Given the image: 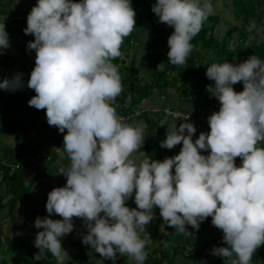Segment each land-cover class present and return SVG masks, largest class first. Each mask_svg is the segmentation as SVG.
Returning <instances> with one entry per match:
<instances>
[{"label": "clouds", "instance_id": "1", "mask_svg": "<svg viewBox=\"0 0 264 264\" xmlns=\"http://www.w3.org/2000/svg\"><path fill=\"white\" fill-rule=\"evenodd\" d=\"M151 10L159 23L174 28L168 63L184 65L192 39L214 12L211 0H157ZM136 16L132 0H38L27 17L23 31L35 37L27 49L36 52L27 83L36 95L28 104L46 109L49 126L62 134L67 130L62 151L70 161L59 170L65 186L48 193V216L35 219L33 226L43 229L35 236L40 249L35 260L46 249L57 264H64L68 253L61 240L74 231L73 218H81L87 229L82 243L103 259L116 264L119 254L144 264L152 240L147 226L158 207L168 227L189 236L193 233L187 226L198 232L212 217L227 246L214 247L211 254L225 264H251L256 249L264 245V147L257 146L264 141V61L255 54L244 62L207 67L206 77L215 83L206 90L219 101L218 112H184L174 104L169 112L154 111V98H143L120 116L113 105L123 91L122 78L112 60L136 29ZM255 27L252 21L249 30ZM9 47L3 23L0 54ZM164 65L158 64L156 71ZM23 75L3 79L0 89L20 90ZM240 82L244 90L237 93L233 85ZM176 111L195 116L199 124L187 122L190 117L185 122L174 118ZM145 114L180 122L167 128L160 143L169 150L182 143L178 155L161 162L140 151L145 142L141 124L148 126ZM202 122L210 132L193 141ZM137 150L145 157L139 163L131 158ZM201 150L210 153L205 156ZM237 157L242 166H236ZM134 192L137 208H129L126 202ZM53 214L62 219L53 220Z\"/></svg>", "mask_w": 264, "mask_h": 264}, {"label": "trees", "instance_id": "2", "mask_svg": "<svg viewBox=\"0 0 264 264\" xmlns=\"http://www.w3.org/2000/svg\"><path fill=\"white\" fill-rule=\"evenodd\" d=\"M10 1L0 0V24L5 23V30L12 37L22 40L19 50L29 55L35 54V50L29 51L27 44L34 41L33 35H26L24 29L27 27V17L33 8L31 5L14 10ZM80 2V0H73ZM157 0H132V6L137 13L136 29L139 31L138 41L133 36L124 38L120 49V56L112 60V63L119 67L122 78L123 91L116 98L114 107L118 115H123L128 109L136 106L143 98L170 97L168 89L174 90V108L184 112L198 113L192 107H188V100L203 97L204 103L215 112V106L220 105L219 101L208 92L207 86L213 85L206 77L207 67L212 63L223 62H244L251 55H257L264 61V42L257 44L250 42L249 36L255 28H247V24L252 23L256 17H264L263 0H232L231 11L236 19L243 21L241 29L238 31V38L234 41L235 47L230 48V43L234 39L233 33L228 30L225 34L217 36L221 23L220 15H210L204 22L201 31L192 39L193 50L189 54L186 63L182 66L168 63L167 53L168 39L174 32L173 27L158 22V17L152 12V4ZM224 9L228 8L224 4ZM228 12V9H227ZM21 18V19H19ZM140 22L145 26L140 28ZM148 31V32H146ZM24 39V40H23ZM147 39V40H146ZM149 46H145L147 42ZM141 42V43H140ZM135 47L145 51L140 62L133 56L131 60L122 57L123 52H129ZM16 63L9 53L2 50L0 54V75L3 79H12V66ZM165 63L163 71H156L157 65ZM145 67L142 71L141 68ZM22 80L24 87L15 92L0 89V214L7 209V217L13 218L19 206L24 205L32 196V188L39 178H45L51 170L36 175L30 181L27 180L26 170L28 167H38L33 159H48L47 164H53L61 156L57 154V149L63 148L64 135L59 129L49 126L43 117L44 110L30 107L28 101L36 95L35 91L27 87L31 72L23 71ZM239 84V85H238ZM233 85L238 93L244 90L243 82ZM213 94V95H212ZM211 106V108H210ZM202 112V111H200ZM204 113V112H202ZM145 114L148 126L157 130V136L146 138L144 149L149 159L163 161L165 158L174 157L172 150L161 148L160 143L166 138L167 128L173 124L179 125L177 120H171L164 125L161 123L162 116L151 118ZM150 130V129H149ZM193 141L198 139L201 132H210L209 124L202 122L197 128ZM13 139L15 145H4V140ZM158 139V140H157ZM180 145V151L182 148ZM258 147H264L261 141ZM139 152V150H137ZM136 151V152H137ZM141 151V150H140ZM209 151L201 150V154L207 156ZM144 159L145 157L142 156ZM242 158H236V166ZM8 198V199H7ZM7 199V200H6ZM147 226L151 234V243L146 245L145 251L147 259L144 264H189L179 262L178 255H182L190 260V264H225V259L211 254L214 247H226L223 244V232L212 225V217H208L200 226L197 232L190 225L188 231L192 236L181 234L174 228L168 227L172 233L160 232L159 216ZM4 217H0L1 221ZM76 219V218H73ZM84 225V223L82 222ZM25 226V225H24ZM23 226V227H24ZM23 227H16L14 233L3 237L0 231V264H57L56 258L48 250H43L41 259L35 260V255L40 249L35 247L34 240L36 233L43 229L33 228L28 235H22L20 230ZM83 232H87L86 227ZM68 241L62 238V247L68 243L71 249H76L77 253L65 264H86L90 246L82 243L81 235L75 237L68 234ZM86 235V233L84 234ZM143 238V234H141ZM169 243L170 248L165 244ZM219 243V245H218ZM131 257H123L117 254L116 264H129ZM104 264H112L111 260L105 259ZM251 264H264V249L257 248L252 256Z\"/></svg>", "mask_w": 264, "mask_h": 264}, {"label": "rangeland", "instance_id": "3", "mask_svg": "<svg viewBox=\"0 0 264 264\" xmlns=\"http://www.w3.org/2000/svg\"><path fill=\"white\" fill-rule=\"evenodd\" d=\"M37 3H38V0H11L10 1V4L13 6L14 10L17 8L19 9L22 8L23 5L24 6L31 5L34 7ZM211 3L213 4V7H214V12L212 15H220V18H221V23L218 28L219 32H217L216 35L220 36L221 34H225L228 30H230L234 36V39L230 43V48L233 49L235 47L234 41H236V38H238V31L241 29L243 21L240 19H236L234 17V14H232V11H231L232 0H211ZM224 4H227L228 8L224 9L223 8ZM263 4H264V0H263ZM227 9H228V12H227ZM254 20H257L256 23H258L259 26L253 30L248 40L250 42L256 41L257 44H260L264 42V17H259V18L256 17ZM139 25H140V28H143L145 32V26L141 22ZM250 25L251 23L247 24V28L250 29ZM129 36H133L138 41V38H139L138 29L134 30ZM9 38H10V47L8 49L3 50V52L9 53L12 59L16 62L14 63L11 69L13 76H15L18 73H23L25 69L28 72H31L35 67V58H36L35 54L29 55L27 53H24L22 50H19V46L20 44H22V40L16 37H12V35H9ZM146 42L147 44H145V46L141 44L139 45L147 48L150 44L148 41ZM144 54H145V51L143 49H138V47H135L134 50L132 49L129 52H123L122 57L126 58L128 61V60H131L133 56H135L140 62L141 58L144 57ZM1 68H2V65L0 64V69ZM141 70L144 71L145 67L144 68L142 67ZM2 81H3V78L0 75V82ZM235 91L238 93L237 90ZM168 93L170 97H168L167 100H164L161 97H154L153 101L157 103L156 105L153 106L154 111H160L161 109H165L166 112L170 111V108L174 104L175 94L172 88L168 89ZM204 101L205 99L203 97L194 98L193 100H188L187 105L190 108L194 107L196 110L202 111L204 113L210 112V109L204 103ZM147 102H150V101H147ZM220 107L221 105H218L216 107L215 112H218ZM43 117L47 122L46 112H43ZM161 123L162 124L165 123L164 118L162 119ZM141 127H143L144 129L145 139L146 138L148 139L150 137L153 138L155 137V135L157 136L156 129L151 128L144 123L141 124ZM4 145H11L10 147H12L15 145V143L13 139H7V140H4ZM180 145H177L175 146V148L171 149L174 155H178L180 153ZM140 150L146 153V150L144 149V147H141ZM57 154L60 155L61 158L58 161H55V163L53 164H47L46 160L48 159L46 158L44 159H33L32 158V161H36V163L40 166L38 167L34 166V167L27 168L26 174H27L28 181L33 179L36 175L44 172L45 170H51V171L49 172V175L47 177L39 178L36 181V183L34 184L32 188V196L29 197L28 201L24 205L19 206V209L14 214L13 218L6 216L7 209L4 210L3 213L0 214V217H4V219L1 221V226H0V231L2 232L3 237H6L7 235L11 236L9 234L14 233L16 227H23L24 225L25 226L20 230L19 233L26 236L28 235V233L31 232L33 228H35L33 225H34L35 219L38 216L39 217L48 216V213L46 211L48 193L52 191L53 188L55 187L65 186L66 177H64L63 175H59V170L62 167H67L70 163V161L63 155L62 149L58 148ZM131 158L136 163H139L141 160H143L140 151L134 152ZM239 166H242V159L239 161ZM174 171L175 170L173 168V174H174ZM134 196H135V192L133 193V198L126 202L127 207L137 208V205L134 202ZM154 211H155V215L158 214L159 216L160 232L172 233L168 231L167 225L165 224L162 217L160 216V209L156 207ZM101 215H103V213ZM50 218H52L53 220L62 219V217L55 215V214H53ZM82 222L83 220L81 218L74 219L75 229L71 233L72 236L74 235L75 237H78L79 235H84L85 233L87 234V232H83V228H85V226L82 224ZM63 238L68 241L69 235H66ZM165 245L168 248H170L169 243H166ZM261 247L264 249V245H261ZM64 249L68 253V256H66L64 259V264H65L68 260H70L77 253V250L71 249L68 243L64 245ZM177 260L179 262L190 264V260L182 256L181 254L177 256ZM104 262H105V259H103L99 253L95 252L94 249H90L88 251V260L86 264H104ZM129 264H136V261L132 259L129 261Z\"/></svg>", "mask_w": 264, "mask_h": 264}, {"label": "built area", "instance_id": "4", "mask_svg": "<svg viewBox=\"0 0 264 264\" xmlns=\"http://www.w3.org/2000/svg\"><path fill=\"white\" fill-rule=\"evenodd\" d=\"M187 117H190V119L187 122L194 123V125H198L199 124V122H198L199 120L193 115L184 114V113L179 112V111H176V113H174V118L181 119L183 122H185V119Z\"/></svg>", "mask_w": 264, "mask_h": 264}]
</instances>
